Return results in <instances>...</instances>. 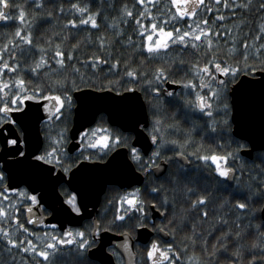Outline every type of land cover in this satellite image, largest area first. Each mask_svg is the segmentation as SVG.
<instances>
[{"label":"snow or ice","instance_id":"obj_1","mask_svg":"<svg viewBox=\"0 0 264 264\" xmlns=\"http://www.w3.org/2000/svg\"><path fill=\"white\" fill-rule=\"evenodd\" d=\"M150 2L135 0V5ZM26 6L31 9L27 14ZM153 7L155 13L133 11L127 3L108 0L107 8L117 13L121 25H135L130 31L117 28L115 39L110 40L102 34L98 22L110 19L104 0L95 11L91 0H69L67 9L63 0H0V21L18 20L29 29L44 21L51 27V35L35 40L32 31L22 34L21 27L0 33L4 39L0 43V134L6 130L5 125L23 130L33 107L42 111L45 122L37 141L39 154L34 159L68 173L79 161L93 159L85 155L88 150L106 156L119 143H126L120 136L105 134L108 129L102 127L103 110L96 109L91 111L88 122L96 121L99 126L77 134L78 154L73 157L65 150L74 113L88 114L86 98L93 93H108L109 99L128 100L142 93L139 98L150 114L143 126L153 146L147 159L136 147L130 148L132 160L145 173V190L151 199H142L139 187L132 194L109 199L111 217L107 210L98 213L83 231L68 229L58 233L57 226L52 225L51 232H39L30 227H47L43 211H38L37 196L13 185L0 170V264H92L89 252L104 232L118 233L123 238L109 250L114 264H121L124 257L133 256L136 230L149 227L158 236L171 237V241L161 244L159 239L152 240L144 250L147 264H161L162 260L168 264H185V260L187 264H264V153L249 165L241 156L247 146L231 147L227 118L228 85L241 75L257 71V65L249 63V53L264 74V0H169L163 8ZM68 12L79 14L78 18H67ZM61 16L66 18V24L56 31ZM146 17L152 18L147 26L140 19ZM89 24L95 34L88 31L76 36L69 47H61L73 40V30H81L78 25ZM222 47L228 50L218 52ZM236 51L243 62L229 63L230 54ZM186 52L194 59L185 60ZM146 64L152 66L151 71L145 69ZM172 86L186 91L175 92ZM166 105H181L202 113L208 118L205 130L216 137L217 147L231 150L222 155L211 150L210 154L187 152L191 130H186L183 142L169 139L166 130L178 129L175 123H164ZM18 141L20 136L6 138L8 144L17 145ZM16 151L24 155L19 147ZM189 156L211 163L220 178L215 182L219 188H227L225 181L234 182L231 191L220 196L219 206L209 208L213 191L189 186L195 182L182 174V164L176 174H169L167 186L149 179L162 170L157 161H171L174 157L187 161ZM67 203L72 212L81 213L75 196ZM153 212L166 222L156 224L151 219ZM177 231L187 233L179 243ZM250 234L258 241L252 247L247 246Z\"/></svg>","mask_w":264,"mask_h":264},{"label":"water","instance_id":"obj_2","mask_svg":"<svg viewBox=\"0 0 264 264\" xmlns=\"http://www.w3.org/2000/svg\"><path fill=\"white\" fill-rule=\"evenodd\" d=\"M172 87L175 92L180 89L177 86ZM229 96L233 135L249 145V149L241 152L242 156L253 159L255 152L264 151V74L257 72L253 76L242 75L230 87ZM108 97V93H93L85 101L88 114L74 113L67 151L73 154L79 150L77 134L95 124L96 121L88 122L91 111L102 109L109 126L132 133L134 135L132 147L140 149L142 154L147 156L153 146L143 126L145 118L149 115L143 99L139 98L142 94L138 93L128 100L121 97L113 100ZM79 104L78 101V107ZM44 115L42 111L38 112L33 107L30 115L24 120L23 130L15 126H3L6 130L0 134V167L13 185L27 188L31 194L37 196L40 206L38 211H43L44 208L50 212L48 217L43 213L47 226L56 225L62 231L81 227L86 220L93 219L94 222L107 187L115 186L121 190H130L143 185V175L132 163L129 150L123 147L112 152L104 163L80 162L68 175L54 165L37 162L34 156L39 154L36 148L41 124L45 122ZM16 136H20L23 142L18 141L17 145L6 143V138L14 139ZM17 147L24 152L23 156L16 151ZM177 160L186 167L189 165L185 160L179 158ZM38 163L39 167L36 166ZM160 164L163 166L162 170L153 173L155 178H160L166 172L167 165L164 162ZM49 168L53 170L49 172ZM228 183L231 184L232 181ZM63 184L76 196L81 206L80 214L72 212L61 195L59 188ZM151 219L155 222L161 219V215L153 212ZM41 226L30 227L39 229ZM153 236L154 233L149 228L138 229L134 240L135 243L145 245ZM159 237L164 241L168 240L166 235L159 234ZM122 239L120 235L111 232L101 233L97 246L89 252V258L100 264H114V257L110 255L108 249L116 248L122 243ZM123 260L125 264H135V250L132 257H124Z\"/></svg>","mask_w":264,"mask_h":264},{"label":"trees","instance_id":"obj_3","mask_svg":"<svg viewBox=\"0 0 264 264\" xmlns=\"http://www.w3.org/2000/svg\"><path fill=\"white\" fill-rule=\"evenodd\" d=\"M20 2H23V0H20ZM71 2L81 3L82 0H71ZM107 2H108V0H104V7L106 10V14L109 16L110 19L107 23L103 19H100L98 22L100 24V31L102 32V34H104L106 37H108L110 40H112V39H115V30L117 28H120V29L125 30V31H130V28L135 26V25H134V22H130L129 25H121L120 18L117 16V13L114 12L112 9L107 8ZM121 2L127 3L129 10H133V11L144 10V11H152L155 13L156 9L153 7V5H159L160 8H163L166 4L169 3V0H151L150 3H146L145 5H135V0H117V3H121ZM205 2L207 3L208 0H205ZM63 3H64L65 8L67 9L69 7V0H63ZM134 5H135V7H134ZM91 6H92L93 11H95L98 7H100V0H91ZM28 11H31V9L26 6V14ZM78 15L79 14H73L71 12H68L67 18H78ZM112 17H116V19L113 20ZM29 19H30V17H29ZM140 19H141V22L147 26L150 24L152 18L146 17V18H140ZM190 19H195V17L190 18ZM64 24H66V18L64 16H61L57 22L56 31H60L61 27ZM183 26L184 25L182 23L180 25V27L183 28ZM229 26H232V25H229ZM16 27H21L22 34H25L28 31H32L34 40L37 37H40L41 39H43V37L51 35V27L48 23H46L44 21L38 22L36 25H34L33 29H29L27 25H21L18 20L11 21V22L0 21V33L13 32ZM232 27H233L234 31H237V29H235L234 26H232ZM78 29H81V30L80 31L73 30L76 33V35L73 36V40L69 41V42H65L64 44H62L61 45L62 48L69 47V44L71 42H74L76 36H84L87 34L88 31H90L94 34L96 33V30L92 29L90 24L85 25V26H79L78 25ZM53 40L55 41V37H53ZM3 42H4L3 36H0V43H3ZM214 47H215V45H214ZM227 50L228 49L226 47H222L221 49L218 50V52H224ZM213 54L216 55L217 53H213ZM230 56H231V58L228 60L229 63H234L236 61H239L241 63L243 62V58L241 57L239 51H236L234 55L230 54ZM251 56H252V53H249V63L257 65V71L254 73V74H256L257 72H260L259 71V62L251 59ZM184 59L191 61L194 58L192 57V55L190 53L186 52L184 54ZM261 59L264 60V55L261 56ZM144 67L147 71L152 70L151 65L146 64ZM254 74H251V75L244 74V75L253 76ZM8 75H11V74H8ZM241 76H239L237 78V80ZM5 79H7V76H5ZM233 84H229L228 88L230 86H232ZM183 91H186V90H183L180 88L177 92H183ZM227 100H228V103L230 104L229 95L227 97ZM148 115H150V114L148 113ZM230 116H231V108L228 109V117L227 118L229 119V121H230ZM207 119L208 118L206 116H204L202 113H200L198 111H193L191 108L183 107L181 105H166L165 112L163 114L164 123L165 124L175 123L176 128L178 129V131H176L174 129L173 130H166V132L168 133L169 139L175 138V139H179L181 142H183V140L186 139V130H191V142L187 146V152L190 153V152L199 150L200 154H210L209 150H211V151H215L218 154L222 155V154H224L225 150H231L230 148L224 149V148L217 147L216 137L213 134H211L210 132L205 130L204 121ZM72 120H73V118H72ZM193 121L196 122L195 126L193 124ZM230 125H231V122H230ZM43 126H44V122L41 124V129L43 128ZM97 126H99V125L96 122L94 127H97ZM71 127H72V124H71ZM71 127H70V129H71ZM102 127L108 129V134H111V136H113V137L120 136L122 141L126 140V143H124V142L119 143L117 146L113 147L111 151H113L114 149L119 148V147H126L130 150V148L132 147V142H133V135L132 134L124 133L115 127H110L109 124L107 123L106 116H105V122L103 123ZM231 129H232V125L230 127V132H231ZM68 136H69V133H68ZM231 139L233 141L231 147H236L237 145H246L248 148V145L245 142L233 138L232 135H231ZM69 143H70V139L66 145V148H65L66 151H67V147H68ZM221 143H222V141H221ZM201 145L203 147H201ZM78 152L72 154L73 157H75L78 154ZM260 153H264V151L263 152L260 151V152L255 153L252 160H248L246 158H244V159L249 165H251L253 161H256V159ZM85 155H90L93 157V159L81 160V161L101 162V161H104L105 157H106V156L102 155L100 152H98L97 150H91V149L88 150L85 153ZM167 155H172V152H168ZM101 156H103L102 159L99 158ZM145 159H147V157H145ZM188 160L190 161V166L184 167L182 174L187 175L188 177L191 178L192 181L195 182L194 185L190 183L189 186L195 187L196 190H201V189H204L205 187H207V189L209 191H213V200H212V204L209 205V208L211 209L213 207V205L219 206L222 203V200H220V196L221 195L226 196L228 194V192L231 191V188L233 187L234 182L231 185H229L228 182L225 181L224 183L227 184V188H219V186L216 185L215 182L217 179H220V178L216 177V175L213 171L212 165H210L209 163H206L204 161L197 160V159H195V157H192V156H189ZM81 161H79L78 163H80ZM161 161H164L168 165L165 174L160 178H155L152 175L151 177H149V179L155 180L157 184L163 183L167 186L169 174L170 173L173 175L176 174L177 170L179 168V165H181V164L175 159V157L171 161H166V160H161ZM161 161H157V162L160 163ZM233 163L235 166L236 162H233ZM134 165H135L136 169L144 176V181H145V173H143L139 170V167H138L136 162H134ZM56 168L60 169L59 167H56ZM214 186H215V189H217V190H214ZM59 191H60L61 195L64 197L66 202L69 200L70 197H72L69 190L64 185H62L59 188ZM132 192H133V189L130 191H121L115 186H109L106 189V192L102 197L98 213H103L105 210H107L108 216L110 218L112 215L113 209L107 204V200L112 199L114 197H117L118 195L119 196L129 195V194H132ZM141 198L144 199L145 201H148L151 199V195L149 194V192H147L145 190L144 184L141 187ZM96 219H97V216H96ZM170 219L171 218H169V222H170ZM162 222H166V221H164V217H162L161 220H157L156 224H161ZM91 224H92V222L86 221V222H84L83 226L80 229H72V230L83 231V230L87 229ZM149 228L151 229V227H149ZM137 230L133 234L134 237L137 233ZM36 231H39V232L49 231V232H51L52 227L51 226H47V227L42 226L40 229H38ZM57 232L59 233L58 229H57ZM111 233H113V232H111ZM113 234L119 235L118 233H113ZM156 235H157V233H155V237L152 240L159 239L161 244H164V243L171 241V237H169V240L165 242V241L161 240L159 237H157ZM186 236H187V233L177 231V233H176L177 243L185 240ZM257 242L258 241H257V238L255 235L250 234L247 237V246L248 247H252L253 245L257 244ZM136 247H137L136 248L137 258H136L135 264H147V262L145 260V255H144L145 248H143L142 246H139V245H137ZM110 249H112V248H109L108 251ZM91 261H92V264H100L96 261H93V260H91ZM121 264H124V262L122 261ZM161 264H168V262L164 261ZM185 264H187L186 260H185ZM220 264H224V262L221 261Z\"/></svg>","mask_w":264,"mask_h":264},{"label":"flooded vegetation","instance_id":"obj_4","mask_svg":"<svg viewBox=\"0 0 264 264\" xmlns=\"http://www.w3.org/2000/svg\"><path fill=\"white\" fill-rule=\"evenodd\" d=\"M231 87V86H230ZM230 87H229V90H230ZM229 98H230V96H229ZM230 108H231V103H230ZM231 114H232V108H231ZM107 119V118H106ZM230 122H231V125H232V129H231V135L233 136V138H235V139H238L237 137H235L234 135H233V123H232V118H231V116H230ZM108 123V122H107ZM95 124H96V122H95ZM94 124V125H95ZM94 125L92 126V127H90V128H93L94 127ZM124 133H127V132H124ZM130 134H132V133H130ZM133 135V134H132ZM133 139H134V135H133ZM238 140H240V139H238ZM240 141H242V140H240ZM244 142V141H243ZM246 143V142H245ZM247 144V143H246ZM248 145V144H247ZM119 148H122V147H119ZM123 148H126V147H123ZM116 149H118V148H116ZM116 149H114L113 151H111V152H109L108 153V155H106V157H105V160L104 161H101V162H97V163H104V162H106V160L108 159V157L112 154V152H114ZM128 149V148H127ZM138 149V148H137ZM247 149H249V145H248V148H246V150ZM129 150V149H128ZM140 152H141V150L140 149H138ZM152 150H153V147H152ZM151 150V151H152ZM79 150H77L76 152H78ZM244 151V150H243ZM75 152V153H76ZM261 152H263V151H261ZM151 153V152H150ZM149 153V154H150ZM255 153H257V152H255ZM254 153V154H255ZM74 154V153H73ZM102 155H103V153H101ZM141 154H142V152H141ZM143 155V154H142ZM241 156H242V154H241ZM129 157H130V159H131V161H132V163L134 164V162H133V160H132V158H131V152H130V150H129ZM145 157H147V156H145ZM253 157H254V155H253ZM243 158H246V159H248L247 157H244L243 156ZM175 159L177 160V158L175 157ZM248 160H252V159H248ZM178 161V160H177ZM82 162V161H81ZM90 162H96V161H90ZM161 162H164V161H161ZM179 162V161H178ZM187 162L189 163V165L187 166V167H189L190 166V161L189 160H187ZM165 163V162H164ZM180 163V162H179ZM210 165H211V163L210 162H208ZM79 164V163H78ZM77 164V165H78ZM166 164V163H165ZM181 164V163H180ZM167 165V164H166ZM183 165V164H182ZM135 166V165H134ZM167 167H168V165H167ZM184 167H186V166H184ZM75 168V167H74ZM136 168V167H135ZM73 169V168H72ZM0 170H1V167H0ZM137 170V169H136ZM166 170H167V168H166ZM138 171V170H137ZM139 172V171H138ZM66 175H68L69 174V172L68 173H65ZM154 176V175H153ZM144 177V176H143ZM162 177V176H161ZM228 182V181H227ZM232 183H233V181H232ZM231 183V184H232ZM143 184H144V182H143ZM229 184V183H228ZM231 184H229V185H231ZM65 187H67L65 184H63ZM143 186V185H142ZM141 186V187H142ZM141 187H139V188H141ZM135 188H137V187H135ZM67 189L69 190V188L67 187ZM119 189V188H118ZM132 189H134V188H132ZM132 189H130V190H132ZM119 190H121V189H119ZM130 190H121V191H130ZM69 192H70V194L72 195V196H75L70 190H69ZM76 197V196H75ZM64 198V197H63ZM65 200V199H64ZM66 202V201H65ZM67 203V202H66ZM68 204V203H67ZM101 204V203H100ZM69 205V204H68ZM70 206V205H69ZM71 207V206H70ZM99 207H100V205H99ZM98 212H99V208H98ZM98 212H97V214H98ZM43 213H44V215L46 216V217H48V216H50V212L48 211V210H46V209H44L43 208ZM97 214L95 215V220H96V216H97ZM161 218H162V216H161ZM157 220H161V219H157ZM157 220L155 221V223L157 222ZM86 221H90V222H92L93 223V219H91V220H86ZM86 221H84V222H86ZM84 222H83V224H84ZM83 224H82V226H83ZM81 226V227H82ZM81 227H78V228H68V229H80ZM41 228V227H40ZM67 229V230H68ZM150 229V228H149ZM151 230V229H150ZM153 233H154V236H153V238L155 237V232L154 231H152ZM136 235H137V233H136ZM136 235H135V237H134V239L136 238ZM157 237H159L158 236V234L156 235ZM152 238V239H153ZM160 238V237H159ZM151 239V240H152ZM161 239V238H160ZM162 240V239H161ZM168 240H169V236H168ZM167 240V241H168ZM164 241V240H163ZM151 242V241H150ZM150 242L148 243V244H150ZM166 242V241H165ZM148 244H145V245H143V244H139V243H136V245H139V246H142L143 248H145ZM136 248L137 247H135V253H136ZM136 258H137V253H136ZM123 262H124V260H123ZM164 261L162 260L161 261V263H163ZM135 263H136V261H135ZM125 264V263H124Z\"/></svg>","mask_w":264,"mask_h":264},{"label":"rangeland","instance_id":"obj_5","mask_svg":"<svg viewBox=\"0 0 264 264\" xmlns=\"http://www.w3.org/2000/svg\"><path fill=\"white\" fill-rule=\"evenodd\" d=\"M156 37L154 36V39H155ZM105 134H108V133H105ZM97 138H99V137H97Z\"/></svg>","mask_w":264,"mask_h":264}]
</instances>
